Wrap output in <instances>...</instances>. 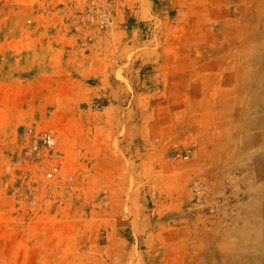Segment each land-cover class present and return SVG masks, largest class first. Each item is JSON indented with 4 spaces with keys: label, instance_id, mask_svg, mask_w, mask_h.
I'll return each instance as SVG.
<instances>
[{
    "label": "rangeland",
    "instance_id": "rangeland-1",
    "mask_svg": "<svg viewBox=\"0 0 264 264\" xmlns=\"http://www.w3.org/2000/svg\"><path fill=\"white\" fill-rule=\"evenodd\" d=\"M261 23L264 0H0V264H219L225 246L264 264V228L236 227L263 217L264 137L248 132L264 124L245 119L242 139L229 108L167 138L142 66L148 39L248 45Z\"/></svg>",
    "mask_w": 264,
    "mask_h": 264
},
{
    "label": "crops",
    "instance_id": "crops-1",
    "mask_svg": "<svg viewBox=\"0 0 264 264\" xmlns=\"http://www.w3.org/2000/svg\"><path fill=\"white\" fill-rule=\"evenodd\" d=\"M241 20L244 18L237 17L231 21L232 24H235L243 22ZM220 23L226 27L229 25L228 20L226 22L221 20ZM256 24H254L256 27H260V24ZM175 27L178 25L176 24ZM154 39L147 40V44L151 48L142 58V66H145L149 71L150 79H156L158 101L160 107L164 109L162 117L159 119V126L164 133L166 132L167 138L180 136L185 130H190L194 135L196 130H201L206 124V116L210 114V116L219 118L228 117L229 108L232 109L233 114L237 115V130L243 135L242 139L245 138V132L243 133L245 119L253 123L264 124V110H261L264 109V100L262 101L257 97L258 95H255L256 93L254 94L255 90L259 88L257 71L264 70V36L256 37L248 45H245V41L239 40L229 45L228 35L219 36L217 44L214 43L216 40L214 37L182 36L179 35V32L172 36H162L156 41ZM156 44L160 46L157 51H153V45ZM251 59H255L252 66L249 65ZM102 77L104 78L105 74ZM110 80L112 83L118 84L116 79L110 78ZM260 95L264 97V92L263 95L262 93ZM249 105H253L257 109L256 112L248 114L246 108ZM167 109L170 111L167 112ZM185 125L189 127L183 128ZM250 131L248 133L264 137V128L258 124ZM187 138L190 136L188 135ZM239 151L240 149L238 154ZM246 199L247 197L238 204L243 205ZM256 200V205L263 217H256L254 213H251L245 217V220L255 216L259 221L257 228L260 232L261 228H264V194L259 195L253 205ZM239 208L243 210L242 206ZM251 210L253 212L249 203L247 208L244 207V213L238 214V220H242L245 213H250ZM259 241L254 245L255 251L262 247ZM225 248L223 250V247H220L219 264H229L228 247L225 246ZM196 259H198L196 264L213 262L200 259L198 255Z\"/></svg>",
    "mask_w": 264,
    "mask_h": 264
},
{
    "label": "bare ground",
    "instance_id": "bare-ground-1",
    "mask_svg": "<svg viewBox=\"0 0 264 264\" xmlns=\"http://www.w3.org/2000/svg\"><path fill=\"white\" fill-rule=\"evenodd\" d=\"M242 222V226H239L238 225V229H240V227L241 228H243V229H247V230H249L248 232H244V233H246L248 236H250V237H255V239L256 238H258V237H261L262 235L260 234V232L258 231V228H257V225H259V221H258V219L255 217V216H252L251 218H249L248 220H244V221H241ZM262 222L260 221V224H261ZM255 229H257V230H255ZM245 235V234H244ZM249 237V238H250ZM262 238V237H261ZM246 240V239H245ZM259 240H261V239H259ZM256 241V240H255ZM252 243V242H251ZM251 243H249V244H251ZM255 243V242H254ZM260 243V242H259ZM263 245V244H262ZM258 246L259 247H261L260 246V244H258ZM250 247H252V246H250Z\"/></svg>",
    "mask_w": 264,
    "mask_h": 264
},
{
    "label": "built area",
    "instance_id": "built-area-1",
    "mask_svg": "<svg viewBox=\"0 0 264 264\" xmlns=\"http://www.w3.org/2000/svg\"><path fill=\"white\" fill-rule=\"evenodd\" d=\"M46 142L50 145H54L55 144V139L52 135H47L46 136ZM176 156L183 158V159H188L190 157V150L185 151L184 153L180 150H177L176 152ZM53 172L50 173V176H53Z\"/></svg>",
    "mask_w": 264,
    "mask_h": 264
}]
</instances>
